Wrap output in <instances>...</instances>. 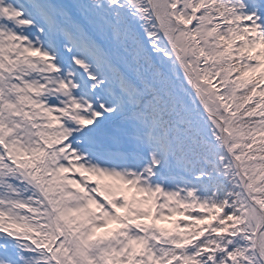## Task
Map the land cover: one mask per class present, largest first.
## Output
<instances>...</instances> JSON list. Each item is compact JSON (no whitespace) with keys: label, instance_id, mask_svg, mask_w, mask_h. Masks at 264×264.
Segmentation results:
<instances>
[{"label":"snow or ice","instance_id":"1","mask_svg":"<svg viewBox=\"0 0 264 264\" xmlns=\"http://www.w3.org/2000/svg\"><path fill=\"white\" fill-rule=\"evenodd\" d=\"M0 264H264V0H0Z\"/></svg>","mask_w":264,"mask_h":264}]
</instances>
